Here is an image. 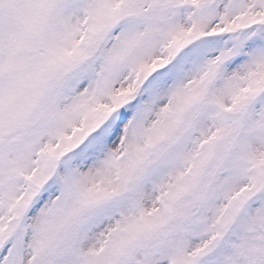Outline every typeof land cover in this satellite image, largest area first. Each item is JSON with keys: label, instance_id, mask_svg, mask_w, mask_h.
I'll return each instance as SVG.
<instances>
[{"label": "snow or ice", "instance_id": "obj_1", "mask_svg": "<svg viewBox=\"0 0 264 264\" xmlns=\"http://www.w3.org/2000/svg\"><path fill=\"white\" fill-rule=\"evenodd\" d=\"M0 264H264V0H0Z\"/></svg>", "mask_w": 264, "mask_h": 264}]
</instances>
